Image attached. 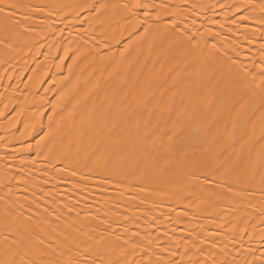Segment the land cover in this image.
Masks as SVG:
<instances>
[{
    "label": "bare ground",
    "instance_id": "1",
    "mask_svg": "<svg viewBox=\"0 0 264 264\" xmlns=\"http://www.w3.org/2000/svg\"><path fill=\"white\" fill-rule=\"evenodd\" d=\"M0 264H260L264 0H0Z\"/></svg>",
    "mask_w": 264,
    "mask_h": 264
},
{
    "label": "snow or ice",
    "instance_id": "2",
    "mask_svg": "<svg viewBox=\"0 0 264 264\" xmlns=\"http://www.w3.org/2000/svg\"><path fill=\"white\" fill-rule=\"evenodd\" d=\"M16 8L17 5L13 4V5H0V13H4V9L5 8ZM4 19L8 20L11 19V14L10 13H4ZM260 264H264V258L261 259Z\"/></svg>",
    "mask_w": 264,
    "mask_h": 264
}]
</instances>
